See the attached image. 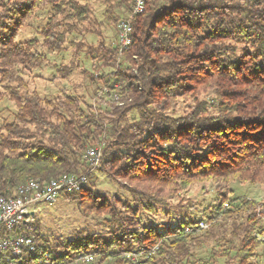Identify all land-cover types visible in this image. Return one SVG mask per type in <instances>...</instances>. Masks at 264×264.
<instances>
[{"label": "trees", "instance_id": "obj_1", "mask_svg": "<svg viewBox=\"0 0 264 264\" xmlns=\"http://www.w3.org/2000/svg\"><path fill=\"white\" fill-rule=\"evenodd\" d=\"M113 2L127 6L118 19L130 21L132 42L121 52L117 37L86 47L90 69L81 73L92 105L64 89L41 97L23 78L46 62L47 52L64 48V34L75 29L65 20L86 21L89 6L0 0V98L15 107L2 109L8 116L0 112V195H14L30 178L87 173L85 152L99 145L97 171L131 196L109 199L88 174L80 190L58 199L75 200L84 212H106L107 232L50 239L30 223L15 232L34 235L58 261L95 252L88 264H131L121 252L156 247L147 264H264V244L256 238L264 234V197L228 187L234 180L264 183V0H145L138 14L130 13V0ZM43 10L42 40L19 41L25 23ZM61 16L60 33L54 30ZM72 71L59 70L61 77ZM179 101L186 109L175 114ZM208 180L215 196L203 209L209 215L197 219L196 202L184 193ZM159 207L166 222L144 224ZM219 219L229 221L226 229L213 228ZM199 221L208 227L195 231ZM208 241L212 247L199 255L195 249Z\"/></svg>", "mask_w": 264, "mask_h": 264}, {"label": "rangeland", "instance_id": "obj_2", "mask_svg": "<svg viewBox=\"0 0 264 264\" xmlns=\"http://www.w3.org/2000/svg\"><path fill=\"white\" fill-rule=\"evenodd\" d=\"M82 4H86L90 8V14L86 21L76 22V20H65L64 23L75 24V29L65 33V43L62 50L47 52L46 62L40 67L31 69L30 71L23 72L24 81L28 85L30 91H36L41 97H51L57 95L61 90H66L68 93L79 96L85 103L96 105V101L91 99L89 91L87 90V79L81 73L83 69H90V60L85 58L84 52L86 47L97 46L98 41L101 39L114 43L117 37V22L119 17L127 16L126 4L118 5L114 4L113 0H77ZM131 13V12H130ZM129 13V14H130ZM111 17L112 19H109ZM63 16L59 17L60 23L63 22ZM114 18V20H113ZM45 19V10L39 11L35 18H30L24 25L23 29L18 34V40H24L27 38H37L41 41V35L38 32V25ZM44 23V21H43ZM64 24L61 23L54 31L62 32L65 30ZM83 47L82 52H77V46ZM38 49H44L40 45ZM46 52V50L44 49ZM73 68L71 74L67 77H61V73L66 72L67 68ZM61 70V73L59 72ZM104 99H116V96H103ZM105 105H102L104 107ZM7 107L9 111L15 109L11 100L6 97L0 98V112L2 116H8L7 110H2ZM186 105L184 102L179 101L176 105L175 114H181L185 111ZM102 153V152H101ZM99 167V165L97 166ZM97 167L92 170L89 175L90 181L93 187L101 192L105 193L109 199L112 195L117 194L121 199L131 197L129 193L107 176L97 171ZM89 171H87L88 173ZM230 189H233L235 193H245L249 198L260 200L264 197V183H240L234 180L228 184ZM184 196L188 199L196 202V208L191 209L199 218H204L208 214V210H203L213 200L215 196L214 185L210 180L208 181H196L190 184ZM170 205H176L179 200L170 198L168 200ZM185 203V202H183ZM199 203V204H197ZM162 208H158L157 213L152 216H148L147 222H166L164 216L161 213ZM33 221L31 225L39 227V231L46 235L50 239H70L76 235L90 234V233H104L107 232L106 219L108 215L106 212H84L80 209L75 200L58 199L53 203L42 202L38 204V209L33 215ZM229 221L219 219L213 225L216 229H226ZM220 226H219V225ZM212 225V224H211ZM210 226V223H209ZM213 243L208 241L201 247L195 250L199 255H205ZM264 258V257H263ZM109 261V260H108ZM106 264V263H104ZM218 264H223L222 260L218 261Z\"/></svg>", "mask_w": 264, "mask_h": 264}, {"label": "built area", "instance_id": "obj_3", "mask_svg": "<svg viewBox=\"0 0 264 264\" xmlns=\"http://www.w3.org/2000/svg\"><path fill=\"white\" fill-rule=\"evenodd\" d=\"M130 1L131 14L144 11L145 0ZM116 27L117 43L121 52L132 42L131 24L127 19H120ZM84 157L88 164V173L62 174L48 181L30 178L18 186L14 195L8 197L0 195V264H88L94 260L95 252L80 253L72 259L55 260L49 252L38 247L34 235L15 232L21 224L33 221L39 203H53L58 200L61 192L80 190L87 182L88 174L99 165L101 147L99 145L89 147ZM207 227V222L199 221L194 230L201 231ZM186 231L191 232L192 229L187 228ZM256 238L264 244V234H256ZM155 248L139 247L123 251L121 257L131 264H147L146 259ZM261 253L264 257V246Z\"/></svg>", "mask_w": 264, "mask_h": 264}]
</instances>
